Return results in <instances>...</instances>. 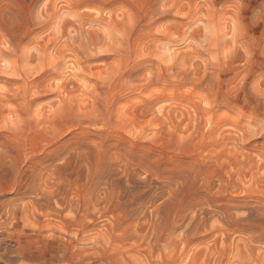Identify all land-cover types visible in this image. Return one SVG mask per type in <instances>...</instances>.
<instances>
[{
    "label": "rangeland",
    "instance_id": "rangeland-1",
    "mask_svg": "<svg viewBox=\"0 0 264 264\" xmlns=\"http://www.w3.org/2000/svg\"><path fill=\"white\" fill-rule=\"evenodd\" d=\"M94 256L264 264V0H0V264Z\"/></svg>",
    "mask_w": 264,
    "mask_h": 264
},
{
    "label": "bare ground",
    "instance_id": "bare-ground-1",
    "mask_svg": "<svg viewBox=\"0 0 264 264\" xmlns=\"http://www.w3.org/2000/svg\"><path fill=\"white\" fill-rule=\"evenodd\" d=\"M59 249H60V251L61 250L66 251V248H65V246L63 244H60ZM73 254H75V253H72L71 256H73V257L74 256L75 257L78 256V254H75V255H73ZM75 264H110V263L107 262V259L106 258L94 256V257H87L85 259L78 258Z\"/></svg>",
    "mask_w": 264,
    "mask_h": 264
}]
</instances>
